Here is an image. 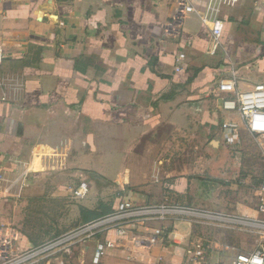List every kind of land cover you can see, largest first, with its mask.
<instances>
[{"label":"crops","instance_id":"0c3cea01","mask_svg":"<svg viewBox=\"0 0 264 264\" xmlns=\"http://www.w3.org/2000/svg\"><path fill=\"white\" fill-rule=\"evenodd\" d=\"M176 3L0 0V225L19 230L22 251L37 235L23 227L28 205L77 200L71 190L82 181L80 216L107 215L125 199L208 209L230 200L206 181L214 166L225 180L242 155L221 130L229 116L217 87L264 85V0H214L217 46L200 20L208 0H190L195 12L177 36L164 35ZM258 185L246 197L254 217ZM196 223L180 214L126 222L123 237L104 232L46 264H215L226 246L202 244ZM155 230L157 244H145ZM107 241L115 246L95 262Z\"/></svg>","mask_w":264,"mask_h":264},{"label":"built area","instance_id":"2783aa9c","mask_svg":"<svg viewBox=\"0 0 264 264\" xmlns=\"http://www.w3.org/2000/svg\"><path fill=\"white\" fill-rule=\"evenodd\" d=\"M194 12L195 9L190 0H177L173 14L164 28V35L166 37L177 36L185 18ZM200 20L203 24H210L212 43L217 46L223 30V22L214 16V0H208ZM4 57V52L0 48V65L3 63ZM217 89L219 93L223 94L222 110L229 116L221 123V130L231 150L236 155L240 153V131L241 125H243L264 156V85L257 84L249 91H240L236 89L235 81L230 80L221 81ZM233 114L238 115L239 119L232 118ZM88 189L87 182H80L75 189L71 190L72 198L84 199ZM257 191L259 201L257 215L250 220L249 224L264 229V174ZM174 214L208 217V215L203 216V214L184 207L136 205L132 199H125L118 202L113 212L88 222L54 240L23 251L19 247V230L16 227L0 225V264H34L59 252L69 253L75 245L84 240L93 239L104 232H114L115 237H123L125 230L120 225L126 222L139 219L162 220ZM160 236L161 232L155 230V235L149 237L144 243L150 246L156 245L157 238ZM114 246L115 241L99 244L94 261L97 262L107 249ZM215 264H264V248L257 247L248 252L235 248H223L218 252Z\"/></svg>","mask_w":264,"mask_h":264},{"label":"rangeland","instance_id":"374dc122","mask_svg":"<svg viewBox=\"0 0 264 264\" xmlns=\"http://www.w3.org/2000/svg\"><path fill=\"white\" fill-rule=\"evenodd\" d=\"M242 133L244 144L240 150L242 155L238 162V169L229 167L225 180L221 179L215 166L211 176L205 175L208 177L206 181L211 182L217 188V193L219 195L226 193L225 196L230 200L224 201L222 204L218 203L215 209H208L205 206H201V208L195 205L185 206V208L194 210L203 216L208 215V217H183L198 220L196 227L200 232L199 237L202 244L212 241L218 247L226 246L224 247L226 249L235 248L248 252L257 247L264 248V229L249 224L254 216L249 215L250 212L246 210L247 207L255 205V202H252V205H247L246 197L252 195L255 197L260 176L264 173V156L259 157L257 147L249 135L245 131ZM227 159L229 162L234 160L230 155L227 156ZM219 181L224 183L219 185ZM55 200L57 201L49 203L42 200L28 205L34 209H31L29 215H26L23 227L27 230L29 227H33L37 232L36 237H33V247L54 240L88 222L105 216L98 215L94 218L97 213L88 210L80 216L77 200L67 196ZM22 235V238H26L25 234ZM57 257L63 256L60 254ZM46 260L41 259L34 264H46Z\"/></svg>","mask_w":264,"mask_h":264},{"label":"trees","instance_id":"16d2710c","mask_svg":"<svg viewBox=\"0 0 264 264\" xmlns=\"http://www.w3.org/2000/svg\"><path fill=\"white\" fill-rule=\"evenodd\" d=\"M95 218V217H94Z\"/></svg>","mask_w":264,"mask_h":264}]
</instances>
